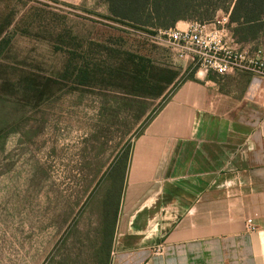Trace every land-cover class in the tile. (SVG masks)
<instances>
[{"label":"rangeland","instance_id":"374dc122","mask_svg":"<svg viewBox=\"0 0 264 264\" xmlns=\"http://www.w3.org/2000/svg\"><path fill=\"white\" fill-rule=\"evenodd\" d=\"M218 4L211 20L229 22L232 3ZM148 33L112 20L98 0H0V264L100 261L121 169L113 164L196 72ZM238 39L264 49L262 38ZM90 60L153 87L138 95L127 78L81 85L64 76ZM233 74L218 87L240 90Z\"/></svg>","mask_w":264,"mask_h":264},{"label":"crops","instance_id":"0c3cea01","mask_svg":"<svg viewBox=\"0 0 264 264\" xmlns=\"http://www.w3.org/2000/svg\"><path fill=\"white\" fill-rule=\"evenodd\" d=\"M231 77L195 72L146 122L95 264H264V79Z\"/></svg>","mask_w":264,"mask_h":264},{"label":"trees","instance_id":"16d2710c","mask_svg":"<svg viewBox=\"0 0 264 264\" xmlns=\"http://www.w3.org/2000/svg\"><path fill=\"white\" fill-rule=\"evenodd\" d=\"M112 20L142 31L172 29L178 22L206 23L211 21L217 9L219 0H101ZM229 25H234L232 31L235 42L238 38L244 41L263 40L264 43V0H230ZM236 31L242 33L237 36ZM237 43V44H238ZM264 45V44H263ZM82 60V58H80ZM74 74L78 84H107L112 80L124 78L133 83L132 90L138 95H146L153 87L148 80L140 76H128L112 68L100 64L97 60L81 61L78 65L65 68L64 76ZM121 82L123 81L120 80ZM160 93L158 96H160ZM128 149L123 156L115 161L113 170L119 171L117 196L114 198L115 209L119 204L126 170ZM118 164V165H117ZM118 166L120 168H118ZM114 172V173H115Z\"/></svg>","mask_w":264,"mask_h":264},{"label":"built area","instance_id":"2783aa9c","mask_svg":"<svg viewBox=\"0 0 264 264\" xmlns=\"http://www.w3.org/2000/svg\"><path fill=\"white\" fill-rule=\"evenodd\" d=\"M228 16L206 23L190 22L185 29L156 30L147 37L161 42L175 57L197 72L224 77L240 70L264 79V49H241L228 31ZM249 232L255 231L247 225Z\"/></svg>","mask_w":264,"mask_h":264}]
</instances>
